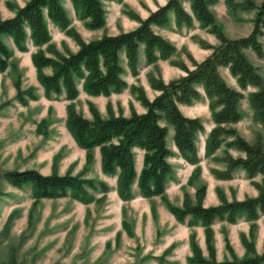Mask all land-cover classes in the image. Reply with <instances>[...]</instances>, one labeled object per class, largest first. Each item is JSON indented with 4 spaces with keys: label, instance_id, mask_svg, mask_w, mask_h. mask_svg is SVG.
Segmentation results:
<instances>
[{
    "label": "trees",
    "instance_id": "1",
    "mask_svg": "<svg viewBox=\"0 0 264 264\" xmlns=\"http://www.w3.org/2000/svg\"><path fill=\"white\" fill-rule=\"evenodd\" d=\"M121 2L122 0H117ZM189 2V10L183 5ZM74 13L85 28L99 29L106 24L104 0H70ZM217 0H167L164 5L150 11L147 17L140 18L132 10L123 12L137 20L138 25L130 30L117 34L104 33L96 39L85 41L71 26L63 0H26L23 5L12 1L5 2L6 7L13 12L10 17L0 15V73L11 67L13 56L11 46L4 40L7 36L10 43L18 51L28 50L30 43L36 49L31 52V62L36 70V79L49 96L64 94L66 104L65 126L77 146L85 150L86 164L93 160V150L99 149L100 167L104 174L116 175L117 192L122 199L131 197V187L136 183L141 195L145 198L160 196L169 211L181 223L190 215L193 223L200 222L205 228L207 247L211 257L213 253L210 225L215 219H225L234 222L244 215L247 220H256L264 213V145L261 141L249 142L237 133L235 124L242 118V90L254 87L248 93V103L253 111V118L264 125V78L246 57L244 49L250 48L259 57L264 56L260 37L264 35V1L254 5L251 1L238 3L235 0H225L230 10L255 9L254 27L242 37L228 38L216 21L210 6ZM173 12L177 28L192 27L194 20L201 28H206L214 34L219 43L214 46L199 39V44L211 52L202 61L196 62L189 56L192 68L183 61L170 58L176 52L175 45L156 29L169 23V14ZM50 24L56 26L71 37L78 48L70 51L64 44L60 51L51 42ZM63 43V42H62ZM44 46V47H43ZM142 51L146 64L157 66L159 60H169L184 71V75L164 82L161 77L149 74L150 87L158 93L149 99L141 86L130 85L131 93L145 108L137 112L132 105L128 115L122 112L116 114L107 105V116H102L92 102L88 103L91 116L86 117L76 110L75 103L79 95L78 82L89 95L109 96L112 92L119 93L128 86L122 77L129 69L132 75L138 74L139 53ZM125 60H123V58ZM50 68V73L44 68ZM219 67H226L231 76L236 79L239 89L230 86L219 73ZM16 99L26 104L25 95L36 98L34 88L22 90L19 82L15 83ZM200 88L203 90L201 91ZM203 92V93H202ZM202 96L208 99V108L214 123L205 142V154L215 153L224 143L226 148H234L244 153V156H233L227 150L221 158L227 164L224 171H216L223 179L232 177V171L241 168L258 190L255 197L243 200L228 201L220 192V204L203 206L205 186L197 188L196 201H190L184 193L180 207L170 203L165 196L166 183L172 173V165L168 158L174 151L167 144L168 124L172 126V141L179 155L188 163L199 162L197 135L204 131V125L199 117L185 115L179 105H191ZM52 109L49 107V112ZM45 120V119H44ZM43 120V121H44ZM166 122L163 124L162 121ZM230 137L227 141V138ZM142 150V166L137 173L135 167V152ZM53 165V164H52ZM56 167V163H54ZM50 174H42L35 169L0 171L2 177L11 186L18 189L28 185L34 199L33 207L41 198H59L69 196L81 203L95 201V196L89 189H99L105 199L108 185L100 179L85 178L82 175H72L70 171L59 174L56 168ZM72 165H70L71 167ZM70 167L68 169H70ZM200 173L197 165L188 182H192ZM263 175L260 182L253 178ZM218 192V190H217ZM14 216L11 212L4 225L8 231ZM255 224L251 223L250 228ZM192 255L188 261L193 264H262L264 252L257 254L252 242L242 241L247 249L243 258L233 255L231 260L215 261L201 254L194 234L190 236Z\"/></svg>",
    "mask_w": 264,
    "mask_h": 264
},
{
    "label": "rangeland",
    "instance_id": "2",
    "mask_svg": "<svg viewBox=\"0 0 264 264\" xmlns=\"http://www.w3.org/2000/svg\"><path fill=\"white\" fill-rule=\"evenodd\" d=\"M6 1L0 0L1 17H4L9 10L5 5ZM9 1L23 5L26 0ZM235 1L238 3L251 1L254 5H259L264 0ZM63 5L66 8L67 2L65 5L64 0ZM104 7L106 24L92 31L85 28L82 23L72 24L75 19H79L76 15L73 16L70 8L66 9L73 28L74 25H82L81 28L88 30L84 32L75 29L83 40L96 39L104 33L116 34L127 31L133 24L128 21L125 23L124 19L121 20L122 17L137 22L135 18L123 12L124 9H129L139 14L132 4L125 0L121 2L107 0ZM210 8L228 38L246 36L254 27L255 9L237 7L231 11L225 0H217ZM170 24L171 22L156 30L169 29ZM49 26L53 37L51 42L60 51H64V44L70 51L77 50L78 46L71 37L63 31V34L57 33L56 26L52 24ZM181 28L176 27V29ZM185 28L176 45L166 38L176 47V52L170 59L183 61L192 68L193 64L189 56L200 62L211 52L201 47L198 43L199 39L214 46L218 45L219 41L206 28H201L196 20L192 27ZM4 38H6L4 42L11 46L13 56L10 59L12 66L0 73V171L35 169L47 175L52 172L56 163L54 168L59 174L70 171L72 175L100 179L109 189L102 201L99 197L103 193L99 189L95 191L89 189L96 200L88 204L65 196L41 198L33 207L34 199L30 186L26 185L18 189L0 177V264H191L188 257L192 255L190 236L193 234L202 256L207 259L213 258L217 262L231 260L233 255L243 258L247 251L243 239L253 243L257 254L264 252V213L252 221L247 220L244 215L239 216L234 222L215 219L210 225L213 249L211 257L206 243L205 228L200 222L194 224L190 215L187 221V217L185 218L186 222H179L160 196L143 197L136 183L131 187V197L122 199L117 192L116 175L104 174L101 170L99 151L95 148L92 162L86 164L85 150L77 146L67 130L65 118L66 104L69 101L64 99V94L50 93L47 96L37 81L35 67L31 59L27 60L36 48L29 43L28 50L21 52L10 43L7 36ZM260 41L264 52V35L260 37ZM244 53L264 78V56L259 57L250 48L244 49ZM122 58L125 60L124 57ZM156 65L146 64L144 55L140 51L138 74L134 76L126 68V72L122 75L128 86L119 93L112 92L109 96L91 95L96 97L92 99L93 102L89 100V94L86 92V95L84 94L82 81H79L77 86L81 95L73 101L76 110L90 117L88 103L92 102L102 116H107L108 104L116 114L122 112L128 115L129 105H132L137 112H144L145 108L135 97L136 92L131 93L130 85L141 86L146 96L153 99L158 92L150 87L149 74L161 77L164 82L184 75V71L171 65L169 60H159ZM44 71L50 73L51 70L46 67ZM219 73L230 86L240 90L228 68L219 67ZM16 82H19L22 90L33 87L36 98L32 99L25 95L27 103L18 102ZM200 90L203 91L201 88ZM253 90L255 88L251 86L242 90L244 93L240 103L242 118L228 126L234 127L237 133L249 142L261 141L264 145V125L253 118V111L248 103V93ZM49 107L52 109L50 112ZM179 107L185 115L199 117L203 122L204 131L198 133L196 139L199 162L191 164L179 155L172 141V126L168 124L167 144L174 154L168 158L172 165V173L166 183L167 200L180 207L183 195L187 193L190 201L194 203L195 192L201 186H205L202 205L210 192L209 189L213 190L211 195H214L218 204L221 202L220 192L228 201L253 197L251 195L254 191L258 195V190L241 168L234 169L232 177L228 179L216 175V171H224L227 168V164L221 160L226 150L233 156L242 155L241 151L226 148L223 143L215 153L206 156L205 142L214 125L208 108V99L202 96L199 101L191 105H179ZM162 123L166 124L164 120ZM229 139L231 138L228 137L227 141ZM134 152L135 165L138 166L142 152L136 149ZM197 165L200 167L199 176L188 182ZM140 167L137 168L138 172ZM262 177L263 175L258 174L253 180L260 182ZM11 212H14L12 224L8 231H4L3 225ZM251 223L255 224L253 228H250ZM198 224L202 235L195 227Z\"/></svg>",
    "mask_w": 264,
    "mask_h": 264
},
{
    "label": "crops",
    "instance_id": "3",
    "mask_svg": "<svg viewBox=\"0 0 264 264\" xmlns=\"http://www.w3.org/2000/svg\"><path fill=\"white\" fill-rule=\"evenodd\" d=\"M65 1V5H66V2H67V6H66V9L68 10V8H70V12H72V14H73V16L75 17V13H74V9H73V7H72V4H71V2H70V0H64ZM125 1H127V2H129L130 4H132V6L135 8V10L136 11H138L139 12V16L140 17H142V18H145L146 16H148V14L150 13V11H153V10H155L158 6H161V5H164L166 2H167V0H125ZM107 2V0H104V3H106ZM183 5L185 6V8L187 9V10H189L188 8H189V2L188 1H186V2H184L183 3ZM211 9V8H210ZM13 15V13L10 11V10H8L7 11V13H5V15H4V17H10V16H12ZM71 18V17H70ZM125 20L124 22L125 23H127V21L128 22H130L131 24H133V26L132 27H130L128 30H130V29H133V28H135V26H137V22L135 23V20H133V19H129L128 17H122L121 18V20ZM74 22H78L77 24H80V23H82L80 20H74L73 22H72V24L74 23ZM117 22H118V20H117ZM169 22H171V24H170V26H169V29H167V28H163V29H161L160 31H158L159 33H161L164 37H167V38H169L170 40H172L174 43H175V45H176V41L177 40H179V38H180V35L181 34H184V32H185V30H186V28L185 27H182L181 29H176V26H175V21H174V14H173V12H171L170 14H169ZM136 24V25H135ZM82 27V25H80V26H77V25H74V28L75 29H77V30H82V31H84V32H88V30H86V29H84V28H81ZM57 28V27H56ZM58 29V31H56L57 33H60V32H62V31H60L59 30V28H57ZM158 29V28H157ZM92 31V30H91ZM62 34H63V32H62ZM108 34H113V33H108ZM117 34V33H116ZM62 36V35H61ZM63 38V37H62ZM52 40H53V37H52ZM74 50H76V49H74ZM29 57H28V61H29ZM84 94H85V92H84ZM81 94H80V92H79V95H78V97L80 96ZM86 95V94H85ZM78 97H77V99H78ZM88 98H89V100L90 101H92V99H94V98H96V97H93V96H88ZM76 100V99H75ZM93 102V101H92ZM66 103H67V101H66ZM81 149V148H80ZM98 151H99V149L98 148H96ZM136 150H140L141 152H142V150L141 149H138V148H136ZM242 153V155H239V156H244V153L243 152H241ZM142 157H141V159H140V164L137 166V164L135 165V167H136V171H137V168L139 167V166H142ZM140 169H141V167H140ZM239 169V168H238ZM237 170V169H236ZM235 171V170H234ZM138 172V171H137ZM208 191H210L209 192V194H207V196H206V198L204 199V202H203V206H211V205H216V204H218L217 203V200L214 198V195L212 194L211 195V191H213V190H211V189H209ZM251 196H257V193L254 191V193L251 195ZM155 197V196H154ZM188 219H190V216H187V218H186V221L188 220ZM185 221V222H186ZM196 228H198V227H200L199 226V224H198V226H195ZM201 228V227H200ZM200 228H198L199 229V234H201L202 235V231H200ZM185 240L187 241V238H185Z\"/></svg>",
    "mask_w": 264,
    "mask_h": 264
}]
</instances>
